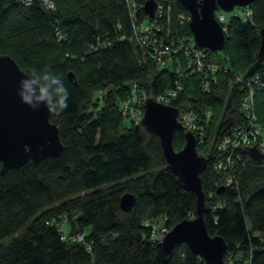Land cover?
Masks as SVG:
<instances>
[{
  "label": "trees",
  "instance_id": "1",
  "mask_svg": "<svg viewBox=\"0 0 264 264\" xmlns=\"http://www.w3.org/2000/svg\"><path fill=\"white\" fill-rule=\"evenodd\" d=\"M165 1L170 25L190 34L185 21H175L186 9L178 0ZM53 3L46 8L40 0H0V53L9 54L32 79L40 77V86L51 75L67 91V107L59 115L49 112L61 151L0 173V238L10 236L0 242V264H204L183 243L165 251L149 237L145 221L161 219L170 228L194 214L195 195L180 186L157 135L119 110L133 82L152 95L171 84L172 72L155 65L148 49L134 41L125 0ZM247 5L250 20L233 15L226 26L225 57L219 60L229 70H216L207 92L199 90L197 72L188 73L171 101L210 107L195 148L206 157L199 175L204 225L222 237L225 264H264V160L253 162L240 150L237 186L222 184L218 192L221 178L211 170L216 140L242 118L244 90L229 83L233 73L262 80L252 99L257 119L264 121V54L257 56L264 0ZM206 53L217 58L216 51ZM184 130L174 129L173 148L182 146ZM123 192L134 195L126 211L118 205ZM215 201L220 204L213 206Z\"/></svg>",
  "mask_w": 264,
  "mask_h": 264
},
{
  "label": "water",
  "instance_id": "2",
  "mask_svg": "<svg viewBox=\"0 0 264 264\" xmlns=\"http://www.w3.org/2000/svg\"><path fill=\"white\" fill-rule=\"evenodd\" d=\"M189 15L188 28L196 45L215 52L223 47L225 35L213 16V10L219 7L229 10L233 6L250 4L252 0H178ZM154 0H144L143 10L152 15ZM258 58L264 54V26L258 30ZM69 81L75 82V76L67 71ZM32 79L21 69L7 53H0V173L9 167H17L28 158L39 160L45 156L57 155L62 149L58 127L49 120V108L46 101L24 103L20 93L22 82ZM40 85H33L38 92ZM177 107L155 101L151 96L144 99L140 124L145 130L155 133L161 151L170 170L175 174L180 186L191 190L195 195L194 214L184 217L166 230L160 245L168 251L176 243H183L197 254L204 264H225L223 252L225 243L218 234H209L205 228L202 211L204 195L200 184V171L206 157L195 148V140L190 130H184V142L175 149L171 138L175 128L182 129L176 119ZM249 160L261 162L264 152L254 145L242 149ZM223 188L219 184L216 191ZM134 195L123 192L118 199L120 209L129 210Z\"/></svg>",
  "mask_w": 264,
  "mask_h": 264
},
{
  "label": "built area",
  "instance_id": "3",
  "mask_svg": "<svg viewBox=\"0 0 264 264\" xmlns=\"http://www.w3.org/2000/svg\"><path fill=\"white\" fill-rule=\"evenodd\" d=\"M29 3L30 0H19ZM44 7L53 8V0H40ZM144 0H125L129 11L131 36L134 41L145 46L151 59L160 68H168L172 72L171 84L162 90L150 95L143 88L133 82L129 95L124 96L119 103L120 114L133 121L140 122L142 115V104L146 97L151 96L155 101L172 104V99L182 89L184 79L190 72H197V86L200 91L207 92L210 89V82L216 70H229L226 63L220 61L215 56L209 58L206 47L195 44L191 33L188 34L181 27L170 25V7L165 0H154L152 15H148L143 10ZM239 11H233L234 6L229 10L216 7L213 16L219 23L224 35L227 23L233 15H240L243 19L250 20L251 9L249 5H235ZM141 8L142 15L138 17L136 13ZM189 15L182 11L178 12L175 21L179 24L185 21L188 24ZM119 27V23L116 24ZM230 84H237L244 93L239 99V109L242 118L230 129L222 133L216 140L218 156L211 165L213 174L221 178V184L237 186L235 174V162L240 160V150L249 145H254L260 152H264V121L257 119L253 107L254 88H261L263 82L257 74L243 76L233 73ZM175 106V105H174ZM177 107L176 119L181 123L182 128L190 130L195 142L203 140V127L205 116L210 114V107H194L191 100L181 103ZM203 153V152H201ZM211 195V192L208 193ZM220 203L215 201L213 206ZM60 223L66 221L64 215L58 216ZM149 225L151 239L161 240L167 228L162 224L161 219L145 221ZM64 237V234L61 235ZM80 238V235H77ZM230 258V257H229ZM230 261V259H229Z\"/></svg>",
  "mask_w": 264,
  "mask_h": 264
},
{
  "label": "clouds",
  "instance_id": "4",
  "mask_svg": "<svg viewBox=\"0 0 264 264\" xmlns=\"http://www.w3.org/2000/svg\"><path fill=\"white\" fill-rule=\"evenodd\" d=\"M47 84L40 86L38 92L33 85L40 83V77H35L28 81L22 82L23 90L20 93L24 103L32 105L34 102L46 101L49 111L55 115H59L66 107L67 91L60 85V81L51 75L43 77ZM52 85H56L52 88Z\"/></svg>",
  "mask_w": 264,
  "mask_h": 264
},
{
  "label": "rangeland",
  "instance_id": "5",
  "mask_svg": "<svg viewBox=\"0 0 264 264\" xmlns=\"http://www.w3.org/2000/svg\"><path fill=\"white\" fill-rule=\"evenodd\" d=\"M233 11H239L238 9H237V7L236 6H234V8L232 9ZM228 12H231V10H229ZM216 55H217V58L218 59H220V60H223L222 58H224L225 56H224V53L222 52V50L221 49H219V50H216ZM9 237L10 236H6V237H3V238H0V242H6L8 239H9ZM230 262H232V260L230 259ZM229 262V263H230Z\"/></svg>",
  "mask_w": 264,
  "mask_h": 264
}]
</instances>
